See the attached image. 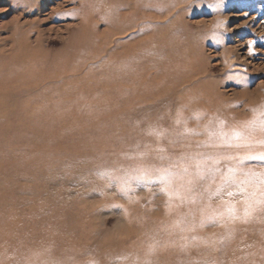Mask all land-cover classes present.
<instances>
[{
    "label": "rangeland",
    "instance_id": "obj_1",
    "mask_svg": "<svg viewBox=\"0 0 264 264\" xmlns=\"http://www.w3.org/2000/svg\"><path fill=\"white\" fill-rule=\"evenodd\" d=\"M109 1L0 0V264H264V206L201 226L129 179L264 151L202 147L264 111V0H147L163 18L123 35Z\"/></svg>",
    "mask_w": 264,
    "mask_h": 264
},
{
    "label": "snow or ice",
    "instance_id": "obj_2",
    "mask_svg": "<svg viewBox=\"0 0 264 264\" xmlns=\"http://www.w3.org/2000/svg\"><path fill=\"white\" fill-rule=\"evenodd\" d=\"M224 127L222 120L217 127L210 124L206 128L209 139L202 147L239 149L251 147L253 142L264 146V138L254 141L257 131L264 133V111L259 118L234 126L230 131H224ZM222 161L230 163L222 164ZM250 162L264 168V151L243 155L198 153L182 157L165 168L140 169L138 175L129 179L158 184L170 199H178L181 204H205L200 209L201 226L237 219L247 222L256 206H264V171H254ZM216 198L221 200L220 209L212 207L211 202ZM237 202L241 208L236 206Z\"/></svg>",
    "mask_w": 264,
    "mask_h": 264
},
{
    "label": "bare ground",
    "instance_id": "obj_3",
    "mask_svg": "<svg viewBox=\"0 0 264 264\" xmlns=\"http://www.w3.org/2000/svg\"><path fill=\"white\" fill-rule=\"evenodd\" d=\"M133 3H134L133 0H110L109 1L110 12H113L112 15H113L114 21H112L113 25H109V24L107 25V30H105V33L111 30L112 32H115L116 35H123L133 29L140 30V28L143 26L142 25V23L144 22L143 20L145 19H146V22H148L149 24H152L153 20L155 19L160 20L163 18L162 15L157 17L151 13L150 5L147 6L148 5L147 0L139 1L138 3H136V6L134 8L130 6ZM131 16L140 17L138 18L139 20L136 21L137 24L135 26L133 27L127 26L126 28H120V27L116 28L115 26L116 24L120 23L121 20H124V19L129 20ZM38 33L40 36L42 35L41 30H38ZM37 42L39 43V40Z\"/></svg>",
    "mask_w": 264,
    "mask_h": 264
}]
</instances>
